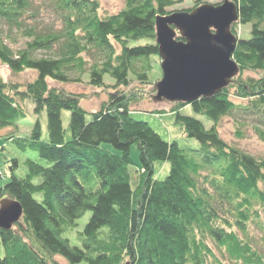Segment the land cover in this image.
Masks as SVG:
<instances>
[{"label": "trees", "instance_id": "16d2710c", "mask_svg": "<svg viewBox=\"0 0 264 264\" xmlns=\"http://www.w3.org/2000/svg\"><path fill=\"white\" fill-rule=\"evenodd\" d=\"M176 1L182 0H124L119 12L101 17L97 0H0V63L13 74L36 72L23 89L0 79V127L27 115L21 102L47 118L46 139L39 119L28 137H7L21 150H35L38 160L26 159L25 174L17 176L13 159L10 179L0 186V200L22 208L11 228H0V264H57L54 256L68 264H264V247L248 232L249 225L258 228L264 240V158L227 143L218 131L227 116L237 137L250 127L264 143V0H233L238 21L231 31L236 36V24L250 25L248 37L236 36L238 74L209 97L175 103L172 114L197 148H181L135 119L133 99L122 92L89 112L80 95L48 86V79L70 81L72 72L76 81L86 73L98 88L105 87V74L116 86L130 78L145 82L159 57L155 17ZM48 9L60 27L42 21ZM12 33L27 38L25 48H10L5 39L13 40ZM138 40L147 42L129 45ZM38 50L42 56L34 55ZM187 104L211 127L182 114ZM63 109L70 112L68 131ZM132 145L139 156L135 177ZM157 162L169 164L163 178L154 176ZM87 211L79 245H72L62 234Z\"/></svg>", "mask_w": 264, "mask_h": 264}, {"label": "rangeland", "instance_id": "374dc122", "mask_svg": "<svg viewBox=\"0 0 264 264\" xmlns=\"http://www.w3.org/2000/svg\"><path fill=\"white\" fill-rule=\"evenodd\" d=\"M99 2V15L104 17L109 14H115L124 7V0H97ZM202 4L218 5L223 0H201ZM233 1V0H232ZM194 7V0H182L176 1L172 6L167 8L168 13L189 11ZM198 7V6H197ZM196 8V7H194ZM53 13L48 9L43 11L42 21L45 24L55 23V26L60 27V22L56 17L52 16ZM53 18V19H52ZM55 19V20H54ZM250 25L242 26L236 24L234 29L237 37H248ZM156 33V31H155ZM12 39H5V42L10 48L16 52L25 48L27 38L21 37L16 33H12ZM146 40L130 41L129 45L144 44ZM149 42V41H148ZM156 43V41H155ZM44 52L38 50L34 53L35 56H42ZM162 59L156 58L153 62V68L148 74V80L143 83L136 81L134 78H130V82L127 86H116L114 80L107 74L104 76L105 87H93L88 84V77L86 73L80 75L81 81H76V73L69 74L70 81L59 82L52 79H48L47 83L49 87H54L65 92L74 93L80 95V105L86 111H97L103 103L108 100L110 94L123 93L127 95V98H132L130 101V110L133 111V117L138 120L146 121L162 138L165 140H174L181 148L194 149L199 146L198 141L195 138L188 137L181 125L176 122L172 110L175 103L180 101H168L161 97V99H155L157 89L155 85L162 79V69L160 67ZM252 74V73H246ZM36 77L34 70H24L20 73L13 74L7 65L0 63V79L8 83H15L23 89L27 82L32 81ZM223 89V88H222ZM232 89V87H231ZM230 89V90H231ZM235 101H240L238 98L232 97ZM27 111V115L19 119L16 126H10L6 128L0 127V186L4 185L10 179V166L12 160H17V166L14 168V173L17 176L25 174V160L30 158L38 160V153L35 150L26 148L25 150L19 149L15 142L7 139L9 135L13 137L25 138L30 135L32 127L39 119L42 131V139L47 138V118L46 112L43 111L37 115L33 111V105L28 102H21ZM180 112L184 115L192 116L200 120L205 127L209 128L212 125V121L205 115L195 112L192 107L187 104L180 109ZM70 112L63 109L61 112L63 128L68 131ZM90 117L87 115L86 117ZM218 131L223 140L227 143L237 146L242 150L257 156L264 158V143L258 140L250 127L243 128V137L239 138L235 135V128L232 119L229 117H223L218 122ZM112 149L111 145H105ZM130 156L133 160V164L130 165L131 174L133 177L137 176L139 170L136 165H139L138 149L135 145L131 146ZM154 176L157 178H163L169 171L168 162H157L154 165ZM264 187L263 184H261ZM90 216V212L87 211L81 218L76 221V225L70 229H67L62 234L63 237L69 239L70 244L79 245L77 232L81 231ZM248 232L251 238H255L256 246L259 248L264 247V240L261 237V232L258 228L248 226ZM5 255L3 246L0 241V257ZM57 264H68L65 259L60 256H54ZM79 264H84L81 262Z\"/></svg>", "mask_w": 264, "mask_h": 264}, {"label": "water", "instance_id": "95a60500", "mask_svg": "<svg viewBox=\"0 0 264 264\" xmlns=\"http://www.w3.org/2000/svg\"><path fill=\"white\" fill-rule=\"evenodd\" d=\"M237 21L232 0L156 15L155 41L163 75L155 85V99L190 103L226 87L239 72L232 59L237 38L231 25ZM21 216L17 201L0 200V228H11Z\"/></svg>", "mask_w": 264, "mask_h": 264}]
</instances>
